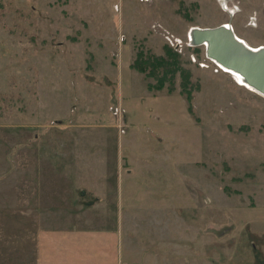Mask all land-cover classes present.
<instances>
[{
  "label": "rangeland",
  "instance_id": "obj_1",
  "mask_svg": "<svg viewBox=\"0 0 264 264\" xmlns=\"http://www.w3.org/2000/svg\"><path fill=\"white\" fill-rule=\"evenodd\" d=\"M219 25L263 47L264 0H0V264L55 221L107 227L78 208L97 155L120 158V264H264V96L188 34ZM165 47L186 80L132 67Z\"/></svg>",
  "mask_w": 264,
  "mask_h": 264
},
{
  "label": "crops",
  "instance_id": "obj_2",
  "mask_svg": "<svg viewBox=\"0 0 264 264\" xmlns=\"http://www.w3.org/2000/svg\"><path fill=\"white\" fill-rule=\"evenodd\" d=\"M36 157L32 155L33 160ZM86 158H81V162H85V165H80L79 168L84 174L94 173L95 175L96 173V175L92 180V176L89 175L86 177L87 180L85 178L82 180L81 176L78 177L81 183L87 184L90 188V190L88 188L78 190L79 203H81V206H78L79 210L90 209L97 204L115 215L109 217L111 220H107L106 224L104 222L100 224L107 227H86L87 223H79L80 216L68 218L64 222L59 219L60 221H55V225L39 227L33 236L35 264H120L117 217L120 206V187L118 179L115 178L114 181V178L111 179L109 176L110 170L112 173L116 170L118 172L119 167L115 163H118L120 158L102 155ZM109 162L111 165L107 164Z\"/></svg>",
  "mask_w": 264,
  "mask_h": 264
},
{
  "label": "water",
  "instance_id": "obj_3",
  "mask_svg": "<svg viewBox=\"0 0 264 264\" xmlns=\"http://www.w3.org/2000/svg\"><path fill=\"white\" fill-rule=\"evenodd\" d=\"M197 42L205 44V53L232 69L257 91L264 94V46L252 48L224 25L191 29Z\"/></svg>",
  "mask_w": 264,
  "mask_h": 264
},
{
  "label": "trees",
  "instance_id": "obj_4",
  "mask_svg": "<svg viewBox=\"0 0 264 264\" xmlns=\"http://www.w3.org/2000/svg\"><path fill=\"white\" fill-rule=\"evenodd\" d=\"M164 51H165V56H146L141 63L139 64H133L132 67L136 68L137 70L139 71H143L145 70V67H152V70H157L158 68H163L164 72L167 73L168 70H179L181 71V73L183 74V79L186 80V75L184 73V70L181 69L179 66H175L174 68H171V66L175 65L176 64V60L174 58V55L176 53H172L171 52V49L170 47H165L164 48ZM152 60V61H150ZM151 62H154L151 64ZM162 77H165V74L161 75V77L159 76L157 78V82L158 84H155V85H149L150 88H154V89H160L162 87V84H163V80H165L164 78ZM186 82V81H185ZM186 83H183V87L186 88V86H184ZM170 90V88H168ZM188 91V90H187ZM186 96H185V99H186V102L188 103V106H190V93L189 92H186ZM190 109V107H189Z\"/></svg>",
  "mask_w": 264,
  "mask_h": 264
},
{
  "label": "bare ground",
  "instance_id": "obj_5",
  "mask_svg": "<svg viewBox=\"0 0 264 264\" xmlns=\"http://www.w3.org/2000/svg\"><path fill=\"white\" fill-rule=\"evenodd\" d=\"M224 27L226 28L227 26L224 25ZM229 30L232 31V33L236 36L235 32L233 29H230L229 27H227ZM189 35H191V30L189 31L188 33ZM237 37V36H236ZM205 45V44H204ZM213 62H215L223 71L225 72H228V73H231L234 78L236 79V81L238 82L239 85H243L247 88H250L256 92H258L260 95L264 96V94L260 93L259 91H257L256 89H254L243 77L242 75H240V73L232 70V69H229V68H226L225 66L221 65L218 61H216L214 58H211L209 57Z\"/></svg>",
  "mask_w": 264,
  "mask_h": 264
}]
</instances>
